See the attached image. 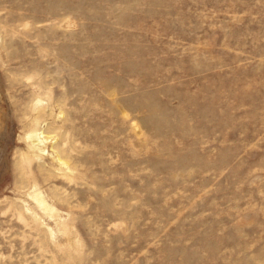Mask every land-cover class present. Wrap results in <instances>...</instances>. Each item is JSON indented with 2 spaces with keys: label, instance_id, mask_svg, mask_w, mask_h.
Instances as JSON below:
<instances>
[{
  "label": "rangeland",
  "instance_id": "374dc122",
  "mask_svg": "<svg viewBox=\"0 0 264 264\" xmlns=\"http://www.w3.org/2000/svg\"><path fill=\"white\" fill-rule=\"evenodd\" d=\"M0 264H264V0H0Z\"/></svg>",
  "mask_w": 264,
  "mask_h": 264
},
{
  "label": "bare ground",
  "instance_id": "6f19581e",
  "mask_svg": "<svg viewBox=\"0 0 264 264\" xmlns=\"http://www.w3.org/2000/svg\"><path fill=\"white\" fill-rule=\"evenodd\" d=\"M35 200L40 204V205H44L43 201L41 200V198H39L37 195H34ZM44 207V206H43Z\"/></svg>",
  "mask_w": 264,
  "mask_h": 264
}]
</instances>
